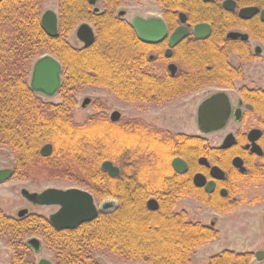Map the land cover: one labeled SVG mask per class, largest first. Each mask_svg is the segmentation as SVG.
Segmentation results:
<instances>
[{
    "label": "trees",
    "instance_id": "obj_1",
    "mask_svg": "<svg viewBox=\"0 0 264 264\" xmlns=\"http://www.w3.org/2000/svg\"><path fill=\"white\" fill-rule=\"evenodd\" d=\"M44 1L0 0V147L13 153L19 179L67 180L99 202L117 199L119 207L114 213L100 214L93 222L64 231H57L44 216L13 219L0 210V234L15 251L12 264H36L24 243L29 235L44 239L54 252L55 264H101L92 256L100 251L127 262L192 264L195 250L210 238L196 232L186 237L176 232L169 237L163 230L146 236L142 224L149 212L139 189L129 195L126 187L128 153L137 182L144 173L168 171L170 150L164 142L150 139L162 132L151 131L139 120L113 123L100 101L94 103L97 113L78 124L74 119L79 106L76 95L97 87L128 103L173 101L204 83L222 81L212 77L222 72V65L210 61L209 55L190 57L184 53L177 57L184 74L171 77L164 71L165 60H151L152 47L141 43L130 26L116 19L114 11L120 0H103V15L93 14L88 0H61L59 36L51 38L42 26ZM164 3L172 6V0ZM84 21L95 24L97 38L92 46L78 49L67 37ZM46 54L62 65L59 103L45 101L30 85L35 62ZM48 144L54 150L44 157L41 150ZM144 154L147 162L142 161ZM106 161L120 165L118 178L102 171ZM233 261L234 255L225 254L212 257L209 264Z\"/></svg>",
    "mask_w": 264,
    "mask_h": 264
},
{
    "label": "flooded vegetation",
    "instance_id": "obj_2",
    "mask_svg": "<svg viewBox=\"0 0 264 264\" xmlns=\"http://www.w3.org/2000/svg\"><path fill=\"white\" fill-rule=\"evenodd\" d=\"M122 1H119L118 7L114 11L116 19L130 26L141 43L152 47L149 56L151 60H165L164 71L171 77L179 78L184 74L180 61L177 59L184 53L190 57L200 54L209 55L210 61L222 65V72H216L212 75V77L222 78V81L204 83L200 88L191 89L183 95L186 96L204 89H214L198 106V131L196 134L182 132L171 134L151 128L150 124L140 119L125 120L127 123L132 120H139L141 125L150 127L151 131L162 132L160 137L150 139L164 142L171 153L167 172L158 175L153 172L149 176L144 173L139 182H137L139 178H137L135 165L129 158L130 153L126 156L128 194L133 195L134 188L135 190L139 189V195L142 198L140 200L145 205V210L149 212L142 224L143 233L147 236V234L150 235V231L163 230L169 237H172L176 232L186 237V234L196 232L203 238H210L202 246L209 245L222 238L221 234L225 225L222 216H227L234 209L244 204V185L252 184L255 188V200L253 199L251 202V204L255 202V209L264 204V0H172V6L166 5L164 0H156L162 15L136 16L131 20L126 19L127 12H118ZM228 1L231 3L227 4ZM88 2L93 14L103 15L105 13L106 7L103 0H97L95 4L91 3L90 0ZM101 2L103 8L98 7ZM252 8L257 10L255 15L242 14L243 10ZM55 13L59 23V9ZM137 18L163 21L167 30L166 37L156 43L142 42L133 25ZM183 19H185V23H183ZM83 24H88L94 32L95 40L97 38L95 24L90 21L81 22L74 29L80 45H74L68 41L70 45L78 49L88 48L94 44L86 46L85 42L78 38L77 31ZM200 25L206 26V28L195 33V28ZM181 26H185L189 30V36L171 48L169 39ZM232 34L243 35L246 38H234L230 36ZM169 52H171L170 56H168ZM171 65L176 67L174 74L170 70ZM36 93L41 97L52 98L42 92ZM219 94H224L229 99L231 110L227 123L220 130L203 132L199 125V108L205 101ZM89 104H85L84 100L82 107L85 108ZM112 115L110 116L111 122L117 124L121 121V114L116 122L112 121ZM143 156L142 161L147 162L148 155L144 154ZM176 159L181 160L185 166L182 163L174 164ZM236 159H241L245 171L235 165ZM214 168H218V170H213ZM119 169L120 176L122 169L121 167ZM2 170H12L11 179L16 177L15 168ZM70 189L81 188L72 187L64 191ZM110 199L119 203L115 198ZM101 202L98 203L95 198L97 207ZM187 205L190 208H186ZM45 206L59 207V211L55 215L62 209L59 205ZM206 209L212 210L216 216L209 218L198 214L199 211ZM0 210L5 216L13 219H23L31 214H36L31 213L28 209H22L16 218L5 213L3 209L0 208ZM23 210L26 213L20 217V212ZM52 218L46 219L52 223ZM30 240L26 242V245L34 255H38L33 247L28 244ZM41 249H43L42 243ZM225 254L236 257V261L230 264L264 262V241L262 247L256 251L235 250L225 247L214 256Z\"/></svg>",
    "mask_w": 264,
    "mask_h": 264
},
{
    "label": "rangeland",
    "instance_id": "obj_3",
    "mask_svg": "<svg viewBox=\"0 0 264 264\" xmlns=\"http://www.w3.org/2000/svg\"><path fill=\"white\" fill-rule=\"evenodd\" d=\"M59 0H45L43 12L47 10L58 11ZM98 7L103 8V3H99ZM127 12V20H131L136 16L149 17L160 15L156 0H123L118 12ZM162 15V14H161ZM68 41L74 45H80L77 40L75 31L73 30L67 37ZM49 55V54H46ZM248 69V68H247ZM246 70V68H245ZM249 71V70H247ZM250 72V71H249ZM214 89H204L193 94L182 96L173 102L164 103H132L129 104L120 100L114 94L104 88L89 87L79 92L76 97L79 102L78 108L74 111V119L78 124H83L88 118L94 116L97 111L94 103L102 102L106 107V114L110 116L114 112L121 114V121L140 119L148 124L151 128L178 133H197V110L200 102L213 92ZM47 102L59 103L61 100L58 95L47 98L42 97ZM90 99V104L85 108L82 107L84 100ZM14 155L7 147H0V170L14 168ZM120 167L119 164H116ZM246 184V182H244ZM246 186V187H245ZM72 187L84 189L74 183L62 179H25L18 177L12 178L9 182L0 184V208L9 215L18 217V212L22 209H28L31 213L42 215L46 218H52L58 211L57 206H45L41 202V195L50 189L66 190ZM244 204L234 209L227 216H222L225 225L223 226L221 239L209 245L201 246L196 251L193 264H208L210 258L225 248L235 250L256 251L262 247L264 241V204L255 209V188L252 184L244 185ZM35 197V199H34ZM97 200V199H96ZM99 203V201L97 200ZM190 208V206H185ZM198 212V211H197ZM206 217L216 216L212 210L206 209L199 211ZM256 218V219H255ZM31 238H39L42 243V252L34 255L36 264L40 259H47L55 264L54 252L48 248L44 239L38 235H29L24 239V243ZM15 255L14 249L11 247L9 240L0 234V264H12ZM93 258L101 264H146L143 262H127L122 261L110 255L107 252L100 251L92 254ZM255 264H264V262H254Z\"/></svg>",
    "mask_w": 264,
    "mask_h": 264
},
{
    "label": "water",
    "instance_id": "obj_4",
    "mask_svg": "<svg viewBox=\"0 0 264 264\" xmlns=\"http://www.w3.org/2000/svg\"><path fill=\"white\" fill-rule=\"evenodd\" d=\"M95 4L97 0H90ZM231 2H227L229 4ZM255 8L245 9L242 11L243 15H255ZM185 23V19H183ZM137 29L139 38L144 43H156L162 41L167 34L166 26L163 21L158 19L144 20L137 18L133 22ZM42 26L51 38H57L58 32V17L57 14L51 10L46 11L42 16ZM206 28V26H197V31ZM77 36L80 40L85 42L86 46H90L95 41V35L92 28L88 24H83L77 31ZM189 36V30L185 26H181L173 33L169 39V46L171 48L179 44L183 39ZM231 37L238 38L246 36L239 34H232ZM168 53V56H170ZM173 74L176 71L175 65L170 66ZM62 83V65L58 59L52 55H46L34 64L31 75V88L35 92H42L47 96L54 97ZM90 99L85 100V104H89ZM229 99L224 94H219L211 97L205 101L199 108V125L203 132H212L222 129L228 120L230 114ZM120 118V113L115 112L112 115V121L116 122ZM232 138V137H229ZM53 145L48 144L41 150V155L49 157L53 153ZM182 163L176 159L174 164ZM235 165L241 170L245 171L242 166L241 159L235 160ZM102 171L109 174L111 177H117L120 174V169L113 162L106 161L101 165ZM213 170H218L214 168ZM13 176L12 170H0V183L6 182ZM41 202L45 205H59L62 207L61 211L52 218V224L56 230H74L79 225L95 220L99 214H109L116 211L119 203L113 199H106L102 201L97 207L95 204V197L87 190L70 189L67 191L50 189L41 195ZM26 213L25 210L20 212V217ZM28 244L33 247L34 251L39 255L42 251L41 242L37 238L31 239ZM39 264H52L47 259H42Z\"/></svg>",
    "mask_w": 264,
    "mask_h": 264
}]
</instances>
